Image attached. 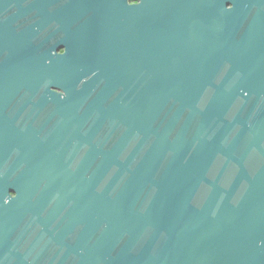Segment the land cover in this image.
Instances as JSON below:
<instances>
[{"label": "water", "instance_id": "95a60500", "mask_svg": "<svg viewBox=\"0 0 264 264\" xmlns=\"http://www.w3.org/2000/svg\"><path fill=\"white\" fill-rule=\"evenodd\" d=\"M0 264H264V0H0Z\"/></svg>", "mask_w": 264, "mask_h": 264}, {"label": "flooded vegetation", "instance_id": "af4514ba", "mask_svg": "<svg viewBox=\"0 0 264 264\" xmlns=\"http://www.w3.org/2000/svg\"><path fill=\"white\" fill-rule=\"evenodd\" d=\"M145 0H93L95 13L107 8H114L120 15L128 16L136 5H141Z\"/></svg>", "mask_w": 264, "mask_h": 264}]
</instances>
